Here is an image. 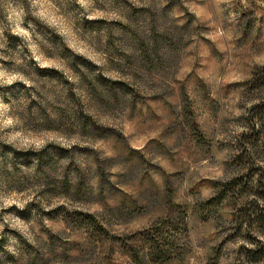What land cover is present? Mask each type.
I'll use <instances>...</instances> for the list:
<instances>
[{"label":"rangeland","instance_id":"rangeland-1","mask_svg":"<svg viewBox=\"0 0 264 264\" xmlns=\"http://www.w3.org/2000/svg\"><path fill=\"white\" fill-rule=\"evenodd\" d=\"M263 101L264 0H0V264H264Z\"/></svg>","mask_w":264,"mask_h":264},{"label":"trees","instance_id":"trees-1","mask_svg":"<svg viewBox=\"0 0 264 264\" xmlns=\"http://www.w3.org/2000/svg\"><path fill=\"white\" fill-rule=\"evenodd\" d=\"M262 105L264 108V101ZM260 112H261V115H258L259 116L258 121H262V120L264 121V111H260ZM261 133L263 134V132ZM255 218H256L257 223L264 227V207L255 214Z\"/></svg>","mask_w":264,"mask_h":264}]
</instances>
